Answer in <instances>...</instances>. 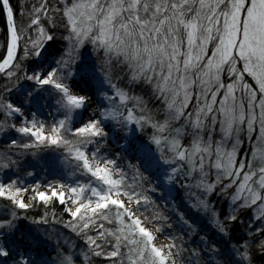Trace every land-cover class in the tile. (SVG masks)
<instances>
[{
	"label": "snow or ice",
	"instance_id": "6c2138e0",
	"mask_svg": "<svg viewBox=\"0 0 264 264\" xmlns=\"http://www.w3.org/2000/svg\"><path fill=\"white\" fill-rule=\"evenodd\" d=\"M23 7L21 12L18 0H0L6 32L0 75L32 81L39 86L37 95L55 90L65 118L46 130L35 114L26 116L24 104L30 100L13 102L0 93V132L34 138L19 145L23 148H64L75 166L99 183L69 188L74 196L67 201L64 193L52 190L61 204L75 205L65 208L73 218L65 227L84 248L78 252L79 245L66 241L56 261H49L46 241L32 227L48 224L47 214L30 218L26 213L34 204L21 196L28 189L17 181H0V197L12 205L0 215V264H94L96 258L105 264H177L181 248L175 238L158 247L146 226L152 221L136 214L142 202L149 203L136 189L150 177L158 181L152 191L191 181L182 185L195 189L191 207L210 214L222 239L231 240L235 226L243 223L240 214L250 213L248 238L228 251L201 237L205 264H253L254 247L264 254V0H56L55 6L52 0H34ZM20 16L27 17L26 25L18 23ZM58 29H63L64 47L52 61L55 66L45 68ZM88 47L98 68L81 54ZM22 61L37 66L29 73ZM123 80L127 84L121 87L117 81ZM74 84L84 88L75 91ZM93 86L99 115L72 128L74 116L93 103L91 95L80 93ZM137 87L146 90L155 109L134 94ZM26 96L35 98L33 91ZM10 118L19 124L9 123ZM106 121L124 132L132 125L124 137L139 161L131 166V183L115 159L98 155L99 148L91 159L82 150L103 140ZM145 128L151 129L148 141L136 136ZM66 134L78 137V144ZM0 167L10 162L0 158ZM213 195L227 196L231 210L221 215L211 206ZM51 197L37 192L31 200L49 203Z\"/></svg>",
	"mask_w": 264,
	"mask_h": 264
},
{
	"label": "trees",
	"instance_id": "16d2710c",
	"mask_svg": "<svg viewBox=\"0 0 264 264\" xmlns=\"http://www.w3.org/2000/svg\"><path fill=\"white\" fill-rule=\"evenodd\" d=\"M13 2L15 3L16 0H13ZM33 2L34 0H18V7L20 8V11L23 12V6L25 4L30 5ZM52 4L53 6H55L56 0H52ZM18 23L26 25L27 17L20 16L18 18ZM62 34L63 29H58L56 31L55 35L57 36V41L51 47H49L48 53H46L47 60H55L57 58V54L62 51L64 47V41L60 39ZM5 35L6 32L3 21L0 20V45L4 43ZM88 50L89 54L93 55L96 61H99L97 60L96 55L92 52L90 47H88V49H82L81 54L83 55L85 52L88 54ZM0 52H2V49H0ZM20 55H22V53H20ZM22 63L24 64L25 69L29 71V73L37 66L30 61H22ZM117 83H119L123 87L127 84V81H117ZM24 87H28L29 89H32V91H35L34 89L37 88V85H34L32 81H26L23 79L17 81L15 78H13V80L10 81L6 77L0 75V93H4L5 99L12 100L13 102H23L21 100L23 99L21 97L23 96V94L21 95L20 91ZM6 88L11 89V91L5 92ZM134 94L144 96L145 101L149 103V108L155 109L157 107L155 102L152 101L147 95L145 89L137 87L134 89ZM55 97L58 98L57 96ZM25 112L27 111L25 110ZM94 113L96 114V111H89L88 113H86V119L88 120L89 117ZM13 122L19 124V121H15L14 119L10 118L9 123ZM108 127L109 126L104 125V130L106 133L109 131ZM150 133L149 130L144 129V131L141 132L140 138L147 141L151 135ZM23 137L24 136L22 134H17L13 130L0 132V158H3L5 161L10 162V167H0V180L2 176H6L11 173L13 174V176L5 178V180L3 181L5 184H7L10 180L17 181L18 187L28 189V191L21 193V196L24 198L26 203L31 202L32 204H34V207L28 209L26 213L30 218L38 219L40 216L47 214L49 220L48 224L33 225L32 227L39 229L40 234L46 241L44 250L47 254V258H49L50 261H56L58 252H60L65 247L66 241L71 242V244L79 245V248L77 249L78 252L80 249L84 248L83 241L70 228L65 227V224L73 219L69 215V213L65 211V208L67 207L66 204H61L57 197L50 196L51 201L49 203H45L38 198L36 200H31V197L36 196L39 190L40 183H44L45 181H52L51 184L63 185V180L62 178L57 179L54 176L50 175L47 176V179L38 177V179L36 178L34 181L24 183L21 181V178L24 176L23 173H31L34 172L35 169L31 168L30 166L25 168L23 167V165L18 163H21V160L24 157L27 158L28 155H32L34 153H42L49 149L55 150L64 158L68 159V157L66 156L67 154L61 151V149H58V147L54 146H50L51 148L45 145L33 146L30 148L20 147L19 145L24 144L20 140V138ZM28 137L29 143H31L30 140H33L34 138L30 136ZM69 137L72 138L70 140L74 139V136ZM13 140L17 141L16 145L12 144ZM105 143L108 150H110L108 154H116L118 149L115 148V146L109 140H106ZM107 143H109V147L107 146ZM28 162H31V160H29ZM14 166H17V169L9 172ZM129 170L130 174H127V180L131 183L133 182L134 169L131 168ZM190 182L191 181L178 182L180 189L177 190L176 194L173 196V203H175L176 205V210H173V212H169L165 209L164 203L160 198L161 194L159 193L157 188L155 191L151 190L152 187H155V184L151 181L150 177L149 180L144 181L143 189H136L137 191H142L143 195H146L149 198V203L142 202L139 213L141 214L142 218L145 216L150 218L152 222L148 223L149 226H152L153 228L162 227L163 231L159 233H163V236L168 239L170 236L175 238V243L181 248V253L180 255H178L179 262H181L182 264H197V262L198 264H205V259L203 258L202 253V249H204L205 244L202 242L201 237H209L211 240H215L222 252L228 251L233 245H237L239 241L248 238L245 235V225L248 222L250 213L244 212L240 214V218L243 223L235 226V231L233 232L231 240H228L227 238L222 239L221 236L218 235L212 227L210 214L205 213L203 210L196 211L191 207V204L194 202V198L189 195L191 191L195 190H187L186 187L182 186L183 184H187ZM209 199L211 202V206H213L221 215H224L231 210L228 206L227 196L213 195ZM11 208L12 205L10 204V201H8L4 197H0V215L7 214V210ZM17 211L22 210L17 209ZM181 216H183V220L181 219ZM158 217H166L167 220L157 219ZM185 220H187L189 223H185ZM25 223L27 224V222ZM189 224H191V227H189ZM193 252L200 253L201 255H193ZM252 252L253 264H264V254H261L259 251H257L255 247L252 249ZM94 264H105V262L101 258H96L94 260Z\"/></svg>",
	"mask_w": 264,
	"mask_h": 264
},
{
	"label": "rangeland",
	"instance_id": "374dc122",
	"mask_svg": "<svg viewBox=\"0 0 264 264\" xmlns=\"http://www.w3.org/2000/svg\"><path fill=\"white\" fill-rule=\"evenodd\" d=\"M83 57L86 58L89 62H95L97 65V68L99 67V61H96L94 56L89 54V50H88V54L86 52L83 54ZM47 61L48 62L44 65L45 68L49 66L51 67L55 66L54 63H52L54 59H49ZM120 86L122 87V85ZM45 87H48V86H45ZM81 87H83V84H79V87H77L75 84L73 85V88L75 91H79L77 88H81ZM38 88L39 86L37 85V88L34 89L35 91H33L34 96H35V98L33 99V98L26 96V93L29 91H32V89H29L28 87H24L20 91V94L21 95L23 94V96H21L23 99L21 100L23 102L29 101V100L31 101L30 103L25 102L24 104V110L27 111L25 112L26 116L29 119H31L33 114H35V118L39 122L45 124L46 130H47L48 127L56 124L57 121L64 119L65 114H64V111L61 110L59 108V105L56 103V100L58 98L55 97L57 96L55 91H53L52 89H49L48 91H40L39 94L37 95L36 90ZM93 90H94V86H93ZM80 94L87 95L86 92H81ZM91 96L93 98V103L90 105L86 113H88L89 111H96V114L98 116L99 115V112H98L99 105H97V102L95 101L96 99H94V97H97V98L99 97L96 96L95 90L92 92ZM86 113L76 114L72 121L71 127L76 128V127H79L82 123L86 122L87 121L86 115H85ZM104 125L106 126L109 125L111 127V128L108 127L109 131L107 132V136H105L103 140L100 141L99 144H95V143L88 144L86 147H83L82 150H84L91 159V153L95 152L96 149L99 148V154H98L99 156L107 158V159H115L117 161V166L120 168L122 166V169L124 170V173H126V175L130 174L129 169L132 168L131 166L139 164V161L136 159L137 153L127 149L128 142L126 139H124L125 136L130 134L132 125H129V132L121 131L119 128L114 127L112 123L107 122V121L104 123ZM145 130H149V133L151 132V129L149 128H145ZM13 131L16 132L15 130ZM143 131L144 129L142 131L137 130L136 136L140 137L141 132ZM122 132L125 133L124 134L125 136L122 139H120L118 138V136ZM16 133L19 134L18 132ZM66 135H68V139H72L71 137H69L71 135L69 134H66ZM23 136H24L23 138H20L21 142L25 143L26 141V143L27 142L29 143V137L25 135ZM73 138H74L72 140L73 143L78 144L79 138L78 137H73ZM106 140L107 141L109 140L115 146V148L119 147L117 148L118 151L116 152V154H108L110 150H108V148L106 147V143H105ZM32 141L33 140H30V142ZM107 146L109 147V143H107ZM58 149H61L62 152L67 154L64 148L58 147ZM24 158L21 160V163H18V164L23 165V167L25 168L30 166L31 168L35 169V171L31 173H25V174L23 173L24 176L21 178L22 182L28 183V182L34 181L36 178L38 179V177L47 179V176H50V175L54 176L57 179L62 178L64 187H60L59 184L57 185L51 184L52 181L51 182L45 181L44 183H40L38 192H43L48 196H51L52 190L55 189L57 193H61V192L64 193L65 200L67 201L69 197L74 196V194L69 191V188L78 187V186H86L89 183L93 185H98L99 183L98 181L95 180V178L91 177V175L85 172L82 168H77L75 166L77 163L75 160H72L71 158H68V159L64 158L61 154H58L55 150L49 149L42 153H34L32 155H28L27 158L26 157ZM29 160H31V162H28ZM16 169H17V166H14L13 168H11L9 172L16 170ZM12 176L13 174L11 173L9 175L2 176L0 181L3 182L5 178L12 177ZM154 184L156 186L158 184V181L155 180ZM156 188L161 194L160 198L162 199L164 203L165 209L168 210L169 212H173V210L175 211L176 205L170 199H172L173 196L176 194V191L180 189L179 183H176L175 187L171 188V190H169L167 186L164 188H160V187H156ZM187 190H190V189L187 188ZM191 190H195V189H191ZM85 196L91 197V193L85 192ZM91 198L93 200L95 199L94 197H91ZM65 204L67 207H72L74 210L75 205H72L69 203H65ZM131 206L133 208L136 207L134 204ZM136 214L141 216L139 211H137ZM146 226L150 230H152L153 234L157 237L155 243L157 244L158 247H164L173 242L170 239L169 241H167L168 238L163 236L164 235L163 233L156 232L155 228H153L152 226H149L148 223L146 224ZM47 259L49 260V258ZM175 259L177 261V264H182L181 262H179L178 256H176Z\"/></svg>",
	"mask_w": 264,
	"mask_h": 264
},
{
	"label": "bare ground",
	"instance_id": "6f19581e",
	"mask_svg": "<svg viewBox=\"0 0 264 264\" xmlns=\"http://www.w3.org/2000/svg\"><path fill=\"white\" fill-rule=\"evenodd\" d=\"M81 88H84V85H83V87H81ZM78 90H80V88H77ZM94 90H93V88L92 89H85V91L84 92H86L87 93V95H92V92H93ZM94 99H96L95 101L97 102V105H99V103H98V100H99V98H97V97H94ZM111 123V122H110ZM109 126V125H108ZM110 127V126H109ZM111 128V127H110ZM125 133H120V135L118 136V138H120V139H122L125 135H124ZM117 148H119V147H117ZM151 181L152 182H154L155 183V179L154 178H151ZM169 188V187H168ZM172 202H173V198L172 199H170ZM167 241H169V239H167Z\"/></svg>",
	"mask_w": 264,
	"mask_h": 264
}]
</instances>
